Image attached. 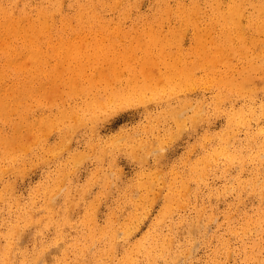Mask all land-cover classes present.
I'll return each instance as SVG.
<instances>
[{
	"label": "rangeland",
	"instance_id": "1",
	"mask_svg": "<svg viewBox=\"0 0 264 264\" xmlns=\"http://www.w3.org/2000/svg\"><path fill=\"white\" fill-rule=\"evenodd\" d=\"M61 1L0 0V264H264V0Z\"/></svg>",
	"mask_w": 264,
	"mask_h": 264
},
{
	"label": "bare ground",
	"instance_id": "2",
	"mask_svg": "<svg viewBox=\"0 0 264 264\" xmlns=\"http://www.w3.org/2000/svg\"><path fill=\"white\" fill-rule=\"evenodd\" d=\"M12 1H13V0H12ZM31 1H32V0H31ZM43 1H44V0H43ZM78 1H79V0H78ZM88 1H89V0H88ZM100 1H101V0H100ZM100 1H99V2H100ZM163 1H164V0H163ZM216 1H217V0H216ZM256 1H257V0H256ZM16 2H17V1H16ZM58 2H59V1H58ZM60 2H62V1L60 0ZM84 2H85V1H84ZM92 2H93V1H92ZM105 2H106V1H105ZM118 2H120V1H117V3H118ZM158 2H159V1H158ZM164 2H166V1H164ZM195 2H196V1H195ZM241 2H243V1H241ZM252 2H253V1H252ZM254 2H255V0H254ZM47 3H48V2H47ZM90 3H91V1H90ZM95 3H96V2H95ZM103 3H104V2H103ZM111 3H112V2H111ZM117 3H116V4H117ZM123 3H124V2H123ZM156 3H157V2H156ZM156 3H155V4H156ZM167 3H168V1H167ZM60 4H61V3H60ZM60 4H58V5H60ZM91 4L93 5V3H91ZM91 4H90V5H91ZM96 4H98V3H96ZM101 4H102V3H101ZM116 4H115V5H116ZM184 4H185V3H184ZM242 4H243V3H242ZM263 4H264V3H263ZM0 5H1V3H0ZM2 5H3V3H2ZM23 5H24V4H23ZM58 5H57V6H58ZM170 5H171V4H169V6H170ZM180 5H182V4H180ZM190 5H191V4H190ZM258 5H260V4H258ZM4 6H5V5H4ZM26 6H27V5H26ZM35 6H37V4H36ZM44 6H45V5H44ZM50 6H51V5H50ZM61 6H62V5H61ZM61 6H60V7H61ZM72 6H74V5H72ZM81 6H82V3H81ZM93 6H94V5H93ZM93 6H91V7H93ZM105 6H106V5H105ZM160 6H161V5H160ZM163 6H164V5H163ZM166 6H167V5H166ZM176 6H177V5H176ZM185 6H186V5H185ZM5 7H7V6H5ZM5 7H4V8H5ZM16 7H17V6H16ZM16 7H15V8H16ZM24 7H25V6H24ZM60 7H58V8L61 10ZM116 7H117V6H116ZM171 7H172V6H171ZM171 7H170V8H171ZM11 8H12V7H10L9 9H11ZM15 8L13 9V11L15 10ZM52 8H55V9H56V7H52ZM83 8H84V7H83ZM94 8H95V7H94ZM97 8H98V7H97ZM99 8H100V7H99ZM101 8H102V7H101ZM110 8H112V7H110ZM113 8H114V7H113ZM166 8H167V10H169L168 7H166ZM172 8H173V7H172ZM193 8H194V7H193ZM259 8H260V7H259ZM1 9H3V8H1ZM45 9H46V8H45ZM59 9H57V10L59 11ZM91 9H93V8H91ZM91 9H90V10H91ZM114 9H116V8H114ZM118 9H119V8H118ZM159 9H160V8H159ZM162 9H163V8H162ZM178 9H179V8H178ZM184 9H185V8H184ZM5 10H7V9H5ZM32 10H33V9H32ZM39 10H40V9H39ZM39 10H38V11H39ZM41 10L43 11L42 8H41ZM41 10H40V12H41ZM80 10H81V7H80ZM95 10H96V9H95ZM160 10H161V9H160ZM167 10H165V11H167ZM181 10H183V8H182ZM252 10H253V9H252ZM263 10H264V9H263ZM2 11H3V10H2ZM7 11H8V10H7ZM11 11H12V9H11ZM11 11H10V12H11ZM62 11H63V10H62ZM93 11H94V9H93ZM118 11H119V10H118ZM161 11H162V10H161ZM170 11H171V10L168 11V12H169L168 15L171 14ZM178 11H179V13H180V10H178ZM236 11L239 12L238 10H236ZM8 12H9V11H8ZM10 12H9V13H10ZM29 12H30V11H29ZM48 12H51V10L48 11ZM52 12H53V11H52ZM56 12H57V11H56ZM77 12H78V11H77ZM85 12H86V10H85ZM85 12H84V13H85ZM97 12H98V10H97ZM125 12H126V11H125ZM162 12H163V11H162ZM234 12H235V10H233V13H234ZM251 12H252V11H251ZM253 12H254V11H253ZM255 12H256V11H255ZM260 12H261V11H260ZM34 13H35V12H34ZM37 13H39V12H37ZM37 13H36V14H37ZM46 13H47V12H46ZM53 13H54V12H53ZM53 13H50V14L53 15ZM57 13H58V12H57ZM79 13H80V12H79ZM82 13H83V12H82ZM84 13H83V14H84ZM87 13H88V12H87ZM159 13H160V12H159ZM172 13H174V12H172ZM194 13H195V10H194ZM261 13H263V12H261ZM261 13H260V14H261ZM12 14H13V13H10L11 16H12ZM41 14H42V13H41ZM101 14H102V13H101ZM177 14H178V13H177ZM180 14H181V13H180ZM256 14H257V13H256ZM18 15H19V14H18ZM23 15H24V14H23ZM34 15H35V14H34ZM60 15H61V14H60ZM71 15H72V14H71ZM81 15H82V14L80 13V16H81ZM89 15H90V13L88 14V16H89ZM168 15H167V16H168ZM232 15H233V14H232ZM252 15H254V14H252ZM261 15H263V14H261ZM4 16H5V15H4ZM24 16H25V15H24ZM100 16H102V15H100ZM178 16H179V15H178ZM215 16H216V15H215ZM234 16H235V15H234ZM239 16H241V15H239ZM250 16H251V15H250ZM254 16H255V15H254ZM257 16H258V15H257ZM13 17H15V16H13ZM17 17H18V16H17ZM25 17H26V16H25ZM28 17H29V16H27V18H28ZM31 17H32V16H31ZM31 17H29V18H31ZM75 17H76V16H75ZM78 17H79V14H78ZM96 17H97V16H96ZM121 17H123V16L121 15ZM124 17H125V16H124ZM170 17L172 18L173 16L171 15ZM36 18H37V17H36ZM44 18H49V15H48V16L46 15V17H44ZM64 18H65V17H64ZM70 18H71V17H70ZM81 18H82V16H81ZM83 18H84V20H85V17H83ZM94 18H95V17H94ZM94 18H93V19H94ZM98 18H99V17H98ZM161 18H162V16H161ZM192 18H193V17H192ZM207 18H208V17H207ZM233 18H234V17H233ZM249 18H250V17H249ZM9 19H11V18H9ZM12 19H13V18H12ZM12 19L10 20L11 22H12ZM31 19H32V18H31ZM34 19H35V18H34ZM75 19H76V18H75ZM79 19H80V18H79ZM90 19H91V18H90ZM90 19H87V20H90ZM96 19H97V18H96ZM99 19H100V18H99ZM164 19H165V18H164ZM164 19H163V20H164ZM168 19H169V18H168ZM177 19H178V18H177ZM212 19H215V18H212ZM239 19H240V18H239ZM17 20H18V19H17ZM69 20H70V19H69ZM69 20H68V21H69ZM91 20H92V19H91ZM100 20H101V19H100ZM166 20H167V19H166ZM169 20H170V19H169ZM169 20H168V21H169ZM173 20H174V19H173ZM185 20L187 21L186 18H185ZM194 20H195V19H194ZM219 20H220V19H219ZM219 20H218V21H219ZM2 21H4L3 18H2ZM14 21H15V19H14ZM41 21H43V20H41ZM41 21H40V22H41ZM96 21H98V19H97ZM191 21H192V20H191ZM213 21H214V20H213ZM213 21H211V22H213ZM237 21H238V20H237ZM242 21H243V20H242ZM0 22H1V20H0ZM6 22H7V21H6ZM11 22H10V24H11ZM32 22H33V21H32ZM35 22H37V21H35ZM74 22H75V21H74ZM83 22H84V21H82V23H83ZM93 22H94V21H93ZM93 22H92V23H93ZM175 22H176V21H175ZM183 22H184V21H183ZM192 22H193V21H192ZM13 23H14V22H13ZM24 23H26V22H24ZM37 23H38V22H37ZM37 23H36V24H37ZM77 23H78V22H77ZM84 23H85V22H84ZM87 23H88V22H87ZM87 23H86V25H87ZM95 23H96V22H95ZM98 23H99V22H98ZM185 23L187 24V22H185ZM217 23H218V22H217ZM238 23H239V21H238ZM240 23H241V22H240ZM246 23H247V22H246ZM8 24H9V23H8ZM14 24H15V23H14ZM31 24H32V23H31ZM70 24H71V23H69L68 25H70ZM74 24H75V23H74ZM80 24H81V23H80ZM96 24H97V23H96ZM96 24H95V25H96ZM99 24H100V23H99ZM182 24H183V23H182ZM186 24H185V25H186ZM252 24H253V23H252ZM5 25H6V24H5ZM11 25H12V24H11ZM23 25H24V24H23ZM27 25H29V23H28ZM32 25H33V24H32ZM40 25H41V23H40ZM42 25H43V24H42ZM64 25H65V24H64ZM88 25H89V24H88ZM185 25L183 24V25H181V26H184V27H185ZM225 25H226V24H225ZM231 25H232V23H231ZM242 25H243V24H242ZM1 26H2V25H1ZM8 26H9V25H8ZM14 26H16V25H13V27H14ZM19 26H20V25H19ZM33 26H34V25H33ZM33 26H32V28H33ZM36 26H37V25H35V27H36ZM66 26H67V25H66ZM75 26L78 27V25H75ZM79 26H81V25H79ZM91 26H93V24H92ZM91 26L89 25V27H91ZM97 26H98V25H97ZM187 26H188V25H187ZM187 26H186L185 28L183 27L184 29H182V30L184 31V30L187 28ZM240 26H241V25H240ZM246 26H247V24H246ZM3 27L5 28V26H3ZM3 27H2V28H3ZM20 27H21V28L23 27V29H26V28H27V27L24 28L25 26H20ZM83 27H84V26H83ZM89 27H88V28H89ZM100 27H101V26H100ZM241 27H242V26H241ZM241 27L239 28L240 30L243 29V27H242V28H241ZM21 28H19V29H21ZM75 28H76V27H75ZM84 28H85V27H84ZM198 28H199V27H198ZM245 28H246V27H245ZM253 28H254V27H253ZM19 29H18V30H19ZM28 29H29V28H28ZM35 29H36V28H35ZM35 29H34V31H35ZM78 29H79V28H78ZM80 29H81V27H80ZM222 29H223V28H222ZM236 29H237V28H236ZM250 29H251V28H250ZM254 29H255V28H254ZM5 30H6V29H5ZM11 30H12V29H10V31H11ZM81 30H82V29H81ZM81 30H80V31H81ZM174 30H176V29L174 28ZM182 30H181V31H182ZM188 30H189V29H188ZM192 30H193V29H192ZM198 30H199V29H198ZM1 31H2V30H1ZM6 31H7V30H6ZM8 31H9V30H8ZM19 31H20V30H19ZM21 31H22V30H21ZM82 31H83V30H82ZM82 31H81V32H82ZM89 31H90V30H89ZM91 31H94V29H93V30L91 29ZM101 31H102V30H101ZM181 31H180V32H181ZM14 32H15V31L13 30V34H14ZM22 32H23V31H22ZM98 32H99V31H98ZM176 32H177V31H176ZM180 32H179V34H180L181 36L185 33V32H183V34H181L182 32H181V33H180ZM197 32H198V31H197ZM199 32H200V31H199ZM204 32H205V31H204ZM230 32H231V31H230ZM248 32H250V31H248ZM251 32H252V31H251ZM0 33H1V35H3V36H4V33H5V36H7V37H9V35H10V36L12 35V34H11L12 31L9 32L10 34L7 33V32H5V31H4L3 34H2V32H0ZM26 33L29 34V30H28V32H27V30H26ZM79 33H80V32H79ZM195 33H196V32H195ZM218 33H219V32H218ZM221 33H222V32H221ZM240 33L242 34V31L239 32V35H240ZM246 33H247V32H246ZM21 34H22V33H20V35H21ZM27 34H26V35H25V34H22V35H23V39L26 38V37H24V36H27ZM171 34H172V32H171ZM171 34H170V35H171ZM199 34H200V33H199ZM1 35H0V37H1L0 40L2 39V36H1ZM22 35H21V36H22ZM190 35H192V34H190ZM195 35H196V34H195ZM246 35H247V34H246ZM254 35H255V33H254ZM12 36H13V35H12ZM17 36H19V35L17 34ZM221 36H222V35H221ZM232 36H233V35H232ZM7 37H6V40H4V41H6V43L8 42V39H9V38L12 40L11 37H9V38H7ZM15 37H16V35H14V39H15ZM164 37H165V36H164ZM177 37H179V36H177ZM194 37H195V36H194ZM197 37H199V36H197ZM224 37H225V36H224ZM16 38H17V37H16ZM18 38H19V37H18ZM165 38H168V36L165 37ZM169 38H170V37H169ZM230 38H231V37H230ZM252 38H253V37H252ZM10 39H9V40H10ZM26 39H27V38H26ZM177 39H178V38H177ZM225 39H226V38H225ZM225 39H224V40H225ZM232 39H233V38H232ZM27 40H28V41H24V44H21V45L24 46V45H25V42H28L29 44L31 43V42H30L31 39L29 40V38H28ZM160 40H161V39H160ZM163 40H164V39H163ZM166 40H168V39H166ZM166 40L161 41V43H162V42L166 43ZM226 40H228V39H226ZM252 40H253V39H252ZM19 41H20V40H19ZM19 41H18V42H19ZM21 41H22V40H21ZM31 41H32V40H31ZM178 41H179V40H178ZM256 41L258 42V40H256ZM12 42H13V41H12ZM16 42H17V40H16ZM96 42H97V41H96ZM167 42H168V41H167ZM176 42H177V41H176ZM180 42H181V39H180ZM251 42H252V41H251ZM39 43H40V42H39ZM97 43H98V42H97ZM164 43H162V45H163ZM168 43H169V42H168ZM0 44H1V42H0ZM2 44H3V43H2ZM2 44H1V45H2ZM8 44H9V42H8ZM98 44H99V43H98ZM178 44H180V43H178ZM253 44H254V43H253ZM257 44H258V43H257ZM257 44H255V45H257ZM10 45H11V44H10ZM15 45H16V44H15ZM15 45H14V46H15ZM164 45H165V47H166V44H164ZM164 45H163V46H164ZM168 45H169V44H168ZM170 45H171V43H170ZM7 46H8V45H7ZM23 46H22V47H23ZM26 46H27V45H26ZM39 46H40V45H39ZM69 46H70V45H69ZM87 46H89V45L87 44ZM96 46H97V44H96ZM96 46H95V47H96ZM98 46H99V45H98ZM101 46H102V45H101ZM163 46H161V47H163ZM173 46H174V44L172 45V47H173ZM1 47H2V46H1ZM15 47H16V46H15ZM17 47H18V44H17ZM27 47L29 48V47H31V46L28 45ZM79 47H81V46L78 45V48H79ZM83 47H85V49H83V50L86 52V45H84ZM178 47H179V49L181 48L180 45H179ZM178 47H176L177 50H178ZM194 47L196 48V46H194ZM4 48H5V47H4ZM28 48H27V51L30 50V51H29V52H30V53H29V56H31V54H33V53H31V52H32L33 50L30 49V48L28 49ZM73 48H74V51H75V48H76V50H77V47H76V46H74ZM93 48H94V47H93ZM151 48H152V47H151ZM151 48H149V49H151ZM192 48H193V47H192ZM8 49H9V47H8ZM62 49H63V48H62ZM81 49H82V48H81ZM91 49H92V48H91ZM152 49H153V48H152ZM154 49H155V48H154ZM154 49H153V50H154ZM3 50H4V49H3ZM6 50H7V49H6ZM21 50H22V49H21ZM25 50H26V49H25ZM31 50H32V51H31ZM68 50H70V48H69ZM68 50H67V51H68ZM88 50H89V49H88ZM153 50H152V51H153ZM162 50H163V49H162ZM7 51H8V50H7ZM9 51H11V50H9ZM12 51H13V53H14V50H12ZM19 51H20V50H19ZM19 51H17V53H18ZM63 51H65V50L63 49ZM78 51H81V53H83L82 50H78ZM89 51H90V50H89ZM97 51H98V50H97ZM154 51H155V50H154ZM167 51H168V50H167ZM167 51L165 50L166 54L168 53ZM195 51H196V50H195ZM20 52H23V51H20ZM20 52H19V53H20ZM41 52H42V51H41ZM41 52H40V53H41ZM59 52H61V51H59ZM85 52H84V53H85ZM149 52H150V51H149ZM162 52H164V51H162ZM179 52H180V51H179ZM179 52H178V53H179ZM192 52H193V50H192ZM197 52H198V50H197ZM0 53H1V55H2L1 50H0ZM17 53H16V59H17ZM23 53H24V52H23ZM37 53H39V52L37 51ZM62 53H63V52H62ZM72 53H73V51H72ZM79 53H80V52H79ZM79 53H76V51H75V54H72V55H73L74 57H75L76 54L81 55V54H79ZM84 53H83V54H84ZM90 53H91V52H90ZM124 53L127 54V52H124ZM152 53H153V52H152ZM11 54H12V52H11ZM27 54H28V53H27ZM34 54L36 55L35 52H34ZM34 54L32 55V57L34 56ZM42 54H43V53H42ZM63 54H64V53H63ZM69 54H70V53H69ZM83 54H82V55H83ZM85 54H86V53H85ZM107 54H108V53H107ZM113 54H114V53H113ZM120 54H121V53H120ZM162 54H163V53H162ZM166 54H165V55H166ZM169 54H171V53H169ZM24 55H26V54H24ZM24 55H23V56H24ZM37 55H38V54H37ZM87 55H88V54H87ZM92 55H93V54H92ZM109 55H110V54H109ZM133 55H134V54H133ZM133 55H132V56H133ZM167 55H168V54H167ZM171 55H173V54H171ZM8 56H10V55H8ZM26 56H27V55H26ZM26 56H24V58H26ZM65 56H66V55H64V57H65ZM73 56H72V57H73ZM76 56H77V55H76ZM83 56H85V55H83ZM94 56H95V55H94ZM117 56H118V54H117ZM122 56H124V55L122 54ZM142 56H143V55H142ZM4 57H5V56H4ZM14 57H15V56H14ZM39 57H40V56H39ZM39 57H38V59H39ZM67 57H68V55H67ZM79 57H81V56H79ZM79 57L77 56L76 59H78ZM87 57H88V60H89L88 62L90 63L89 56H87ZM91 57H92V56H91ZM91 57H90V58H91ZM140 57H141V56H140ZM149 57H150V56H149ZM170 57H171V56H169V58H170ZM177 57H178V55H177ZM177 57H174V59L176 58V60H174V63L172 64V66L175 64V61L177 62ZM18 58H19V57H18ZM24 58L21 57V59H24ZM34 58H37V57L35 56ZM82 58H83V57H82ZM92 58H93V57H92ZM124 58H126V57H124ZM129 58H130V57H129ZM157 58H158V57H157ZM160 58H161V57H160ZM169 58H168V59H169ZM10 59H11V58H10ZM10 59H9V60H10ZM21 59H20V61H21ZM26 59H27V58H26ZM38 59H37V60H38ZM67 59H70V58L68 57ZM79 59H80V58H79ZM79 59H78V60H79ZM84 59H85V58H84ZM84 59H83V61H84ZM126 59H127V58H126ZM151 59H154V58L151 57ZM155 59H156V58H155ZM2 60L4 61V59H2ZM2 60H1V61H2ZM6 60H7V58H6ZM27 60H28V59H27ZM37 60H36V61H37ZM65 60H66V59H65ZM65 60H64V62H66ZM71 60H72V59H71ZM71 60H69V61H71ZM80 60H81V59H80ZM85 60H86V59H85ZM94 60H96V58H95ZM122 60H123V59H122ZM143 60L146 61L145 59H143ZM16 61H17V60H15L14 62H16ZM60 61H61V60H60ZM60 61H59V65H61V64H60ZM76 61H77V60H76ZM127 61H128V59H127ZM155 61H156V60H155ZM14 62H13V63H14ZM29 62H31V61H29ZM56 62H57V61H56ZM62 62H63V61H61V63H62ZM77 62H78V61H77ZM129 62H130V61H129ZM156 62H157V61H156ZM172 62H173V61H172ZM10 63H11V62H10ZM74 63H75V61H74ZM102 63H103V62H102ZM106 63H107V60H106ZM130 63H132V62H130ZM160 63H161V62H160ZM5 64H7L6 61H5ZM31 64H32V62H31ZM71 64H72V62H71ZM81 64L86 66V64H83V63H81ZM110 64H111V63H110ZM121 64H122V63H121ZM144 64H145V62H144ZM149 64H150V62H149ZM154 64L158 65L157 63H154ZM7 65H8V66H7L5 69H8V67H9L10 64H7ZM11 65H12V64H11ZM14 65H15V64H14ZM14 65H13V66H14ZM69 65H70V64H69ZM76 65H78V63H76ZM102 65H103V64H102ZM113 65H114V64H113ZM113 65H112V67H113ZM141 65H143V63H142ZM152 65H153V64H152ZM166 65H168V64H166ZM176 65H177V64H176ZM4 66H5V65H4ZM52 66H53V65H52ZM54 66H55V65H54ZM56 66H57V64H56ZM56 66L53 67V68H56ZM64 66H65V65L62 64L61 67L59 66V68H62V67H64ZM70 66H72V65H70ZM70 66H69V67H70ZM123 66H124V65H123ZM125 66H126V65H125ZM136 66H137V65H135V67H136ZM159 66H160V65H159ZM174 66H175V65H174ZM14 67L17 68L16 66H14ZM145 67H147V65H146ZM145 67H144V69H145ZM153 67H155V66H153ZM0 68H1V67H0ZM2 68H3V67H2ZM51 68H52V67H51ZM74 68H75V67H74ZM77 68H78V67H77ZM82 68H83V67H82ZM127 68H128V67H127ZM141 68H142V67H141ZM158 68H160V67H158ZM174 68H175V67H174ZM3 69H4V68H3ZM84 69H85V68H84ZM125 69H126V68H125ZM146 69H148V67H147ZM151 69H152V67H151ZM12 70H13V69H12ZM54 70H56V69H54ZM61 70L63 71L64 69L62 68ZM110 70H111V69H110ZM115 70H116V73H117V68H116V66H115ZM1 71H2V69H1ZM3 71H4V70H3ZM7 71H8V70H6V73H7ZM52 71H53V70H52ZM56 71H57V70H56ZM74 71H75V70H74ZM74 71H73V72H74ZM79 71H81V70H79ZM89 71H90V69H89ZM100 71H101V70H100ZM113 71H114V70H113ZM132 71H133V70H132ZM145 71H147V70H145ZM145 71H144V72H145ZM8 72H9V71H8ZM14 72H15V71H14ZM60 72H61V71H60ZM71 72H72V71H71ZM104 72H106V71H104ZM104 72H103V73H104ZM114 72H115V71H114ZM119 72H120V71H119ZM51 73H52V72H51ZM63 73H64V71H63ZM67 73H68V71H67ZM74 73H75V72H74ZM97 73H98V72H97ZM107 73H108V72H107ZM0 74H1V72H0ZM2 74H3V72H2ZM9 74H10V72H9ZM60 74H61V73H60ZM60 74H58V75L60 76ZM65 74H66V73H65ZM65 74H63V75H65ZM101 74H102V73H101ZM109 74H110V73H109ZM4 75H5V73H4ZM4 75H3V76H4ZM36 75H38V74H36ZM58 75H57V76H58ZM73 75H74V74H73ZM76 75H77V74H76ZM102 75H103V74H102ZM112 75H113V74H112ZM154 75H155V74H154ZM6 76H7V75H6ZM55 76H56V75H55ZM67 76H68V75H67ZM77 76H78V75H77ZM77 76H76V77H77ZM94 76H96V74H95ZM94 76H93V77H94ZM47 77H48V76H47ZM71 77H73V76H71ZM87 77H88V71H87ZM98 77H99V75H98ZM103 77H104V76H103ZM129 77H130V76H129ZM2 78H3V77L1 76V79H0V80H3ZM73 78H74V77H73ZM105 78H106V77H105ZM107 78H108V77H107ZM7 79H9V78H7ZM19 79H20V78H19ZM19 79H18V80H19ZM54 79H55V77L53 78V80H54ZM81 79H82V78H81ZM84 79H85V78H84ZM89 79H91V77H90ZM94 79H95V78H94ZM94 79H93V80H94ZM5 80H6V79H5ZM9 80H10V79H9ZM57 80H59V77H58ZM57 80H55V81L57 82ZM62 80H63V79H62ZM71 80H72V79H71ZM74 80H75V79H74ZM77 80H79V79H77ZM95 80H97V76H96V79H95ZM55 81H54V82H55ZM91 81H92V80H91ZM97 81H98V80H97ZM104 81H105V80H104ZM106 81H107V80H106ZM11 82H12V81H9L10 84H11ZM14 82H15V81H14ZM14 82H13V84L16 83V82H15V83H14ZM17 82H18V81H17ZM28 82H30V81H28ZM28 82H27V83H28ZM46 82H47V81H46ZM48 82H49V81H48ZM72 82H73V81H72ZM127 82H129V81H127ZM3 83H5V82L3 81ZM6 83H7V81H6ZM6 83H5V85H7ZM44 83H45V82H44ZM50 83H51V81H50ZM70 83H71V82H70ZM94 83H95V82H94ZM96 83H97V82H96ZM0 84H1V81H0ZM41 84H42V82H41ZM51 84H53V82H52ZM51 84H50V86H52ZM89 84H91V83H89ZM101 84H102V83H101ZM1 85H3V87L1 86L2 88L0 87V89L5 88L4 84H1ZM8 85H9V84H8ZM15 85H16V84H15ZM29 85H30V84H29ZM47 85H48V84H47ZM47 85H45V86H47ZM53 85H54V84H53ZM128 85H129V84H128ZM11 86H12V85H11ZM11 86H10V87H9V86H6V88H7V89H8V88L12 89ZM66 86H67V85H66ZM66 86H65V87H66ZM72 86H73V85H72ZM12 87H14V86H12ZM16 87H17V86H16ZM30 87L32 88V85H31ZM94 87H95V86H94ZM94 87H93V88H94ZM27 88H28V87H27ZM66 88H67V87H66ZM73 88H76V87H73ZM13 89L15 90V87H14ZM13 89H12V90H13ZM71 89H72V88H71ZM91 89H92V87H91ZM129 89H130V88H129ZM129 89H128V90H129ZM131 89H132V88H131ZM8 90H9V89H8ZM14 90H13V91H14ZM31 90H32V89H31ZM68 90H69V89H68ZM74 90H75V89H74ZM82 90H83V89H82ZM5 91H6V89H5ZM17 91H18V90H17ZM71 91H72V90H71ZM91 91H92V90H91ZM100 91H101V89H100ZM1 92H2V91H1ZM29 92H30V91H29ZM89 92H90V91H89ZM89 92H88V93H89ZM92 92H93V91H92ZM94 92H96V91H94ZM101 92H102V91H101ZM77 93H78V92H77ZM77 93H76V94H77ZM0 94H1V93H0ZM4 94H5V93H4ZM4 94H3V95H4ZM78 94H80V93H78ZM83 94H84V93H83ZM94 94H95V93H94ZM108 94H109V92H108ZM108 94H107V95H108ZM1 95H2V94H1ZM70 95H71V94H70ZM91 95H92V97H93V93H92ZM65 96H66V95H65ZM71 96H72V95H71ZM71 96H70V97H71ZM2 97H3L4 99H6V97H4V96H2ZM2 97H1V98H2ZM87 97H89V96L87 95ZM68 98H69V97H68ZM94 98H96L95 95H94ZM70 99H71V98H70ZM73 99H74V98H73ZM82 99H83V98H82ZM108 99H109V98H107V100H108ZM2 100H3V99H2ZM2 100H1V101H2ZM7 100H9V99H7ZM90 100H91V99H90ZM104 100H105V99H104ZM71 101H72V100H71ZM86 101L89 102V100H86ZM97 101H98V100H97ZM99 101H100V100H99ZM99 101H98V104H99ZM105 101H106V100H105ZM2 102H3V101H2ZM5 102H6V101H5ZM5 102H4V103H5ZM10 102H11V100H10ZM12 102H14V100H13ZM12 102H11V103H12ZM16 102H17V101H16ZM75 102H76V100H75ZM79 102H80V101H79ZM88 102H87V103H88ZM7 103H8V101H7ZM92 103H94L93 100H92ZM100 103H101V102H100ZM16 104H17V103H16ZM16 104H15V105H16ZM74 104H75V103H74ZM76 104H77V103H76ZM82 104H83V103H82ZM98 104H97V105H98ZM101 104H103V103H101ZM9 105H10V104H9ZM80 105H81V103H80ZM99 105H100V104H99ZM99 105H98V106H99ZM0 106H1V105H0ZM7 106H8V105H7ZM87 106H91V103H90V105H87ZM87 106H86V107H87ZM93 106H94V107H97V106H95L94 104H93ZM78 107H79V106H78ZM81 107L83 108V106H81ZM94 107H91V108L93 109V111H94ZM74 108H75V107H74ZM87 108H89V107H87ZM84 109H85V108H84ZM0 110H1V109H0ZM4 110H5V109H4ZM82 110H83V109H82ZM86 110H87V109H85L84 111H86ZM76 111H77V110H76ZM79 111H80V110H79ZM87 111H88V110H87ZM91 111H92V110H91ZM55 112H57V111H55ZM88 112H89V111H88ZM4 115H5V114H4ZM50 115H51V114H50ZM52 115H53V114H52ZM52 115H51V116H52ZM60 115H62V114H60ZM60 115H59V113H58V117H59V118H60ZM64 115H65V114H64ZM64 115H63V116H64ZM94 115H95V114H94ZM54 116H55V115H54ZM54 116H53V117H54ZM37 117H38V116H37ZM41 117H42V116H41ZM49 117H50V116H49ZM56 117H57V116H56ZM56 117H55V118H56ZM91 117H92V116H91ZM43 118H44V117H43ZM43 118H42V119H43ZM55 118H54V119H55ZM42 119H41V120H42ZM50 120H51V119H50ZM53 121H54V120L52 119L51 122H53ZM76 121H77V120H75V122H76ZM39 122H40V121H39ZM43 122H44V121H43ZM45 122H46V121H45ZM51 122H50V123H51ZM75 122L73 121L72 123H74V124H72V123H70V124L75 125ZM70 124H68L69 127L71 126ZM35 125H36V124H35ZM49 125H50V124H49ZM68 125H67V126H68ZM13 126H14V125H13ZM15 126H16V124H15ZM15 126H14V128H15ZM46 126H47V125H46ZM72 127H73V126H71V128H72ZM16 128H17V127H16ZM64 129H65V128H64ZM64 129H63V130H64ZM67 129H68V128H67ZM68 130H69V129H68ZM15 134H17V132H16ZM18 135H19V133L17 134L16 138L18 137ZM14 138H15V137H14ZM0 139H1V138H0ZM12 139H13V138H12ZM7 140H8V141H11L9 137L6 138V142H3V145H2V146L6 145V143L8 142ZM12 141H14V140H12ZM1 142H2V141H1ZM0 144H1V143H0ZM0 152H1V151H0ZM12 159H14V158H12ZM172 197H173V193H172ZM258 216H259V215H258ZM249 218H250V217H249ZM255 218H256V217H255ZM28 219H29V218H28ZM28 219H27V220H28ZM250 220H251V219H250ZM29 221H30V222H27V223H31V219H30ZM248 222H249V221H248ZM251 222H253V221H251ZM27 223H26V224H27ZM255 223H257V222H255ZM261 224H262V223H261ZM256 227H257V225H256ZM243 230H244V229H243ZM245 230H246V229H245ZM263 231H264V229H263ZM112 233H114V231H112ZM115 233H116V232H115ZM115 233H114V234H115ZM112 235H113V234H112ZM112 238H113V236H112ZM110 240H111V239H110ZM144 242H145V241H144ZM108 243H109V242H108ZM111 243H113V242H111ZM140 243H142V242H140ZM136 244H137V243H136ZM113 245H114V243H113ZM113 245H112V246H113ZM138 245H139V244H138ZM149 245H150V244H149ZM107 246H108V245H107ZM137 247H138V246H137ZM109 248L112 250L113 247L110 246ZM109 248H108V249H109ZM140 248H141V247H140ZM146 248H148V247H146ZM142 249H143V248H142ZM147 250H148V249H147ZM106 251H107L106 253L108 254V251H109V250H106ZM145 251H146V250H145ZM145 251H144V252H145ZM149 251H150V250H149ZM109 252H110V251H109ZM106 253H105V254H106ZM147 253H148V252H147ZM148 256H149V255H148ZM150 256H151V255H150ZM128 259H129V258H128ZM128 259H127V260H128ZM127 260H126V261H127ZM150 260H151V257H150ZM150 260H148V261H150Z\"/></svg>",
	"mask_w": 264,
	"mask_h": 264
}]
</instances>
